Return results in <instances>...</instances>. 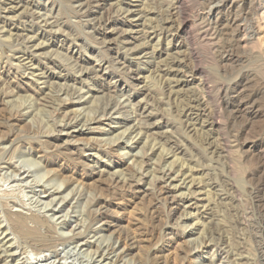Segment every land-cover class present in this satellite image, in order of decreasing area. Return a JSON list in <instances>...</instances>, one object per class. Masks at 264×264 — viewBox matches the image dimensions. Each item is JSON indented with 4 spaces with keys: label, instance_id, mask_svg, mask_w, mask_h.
I'll use <instances>...</instances> for the list:
<instances>
[{
    "label": "rangeland",
    "instance_id": "1",
    "mask_svg": "<svg viewBox=\"0 0 264 264\" xmlns=\"http://www.w3.org/2000/svg\"><path fill=\"white\" fill-rule=\"evenodd\" d=\"M0 136L79 185L8 180L41 264H264V0H0ZM17 241L0 264H36Z\"/></svg>",
    "mask_w": 264,
    "mask_h": 264
},
{
    "label": "bare ground",
    "instance_id": "2",
    "mask_svg": "<svg viewBox=\"0 0 264 264\" xmlns=\"http://www.w3.org/2000/svg\"><path fill=\"white\" fill-rule=\"evenodd\" d=\"M256 35V34H255ZM29 59V58H28ZM95 68V67H94ZM85 70V67H84ZM95 71V70H94ZM80 74H82L83 72V67L80 68ZM91 72V70H90ZM96 72V71H95ZM88 73V72H87ZM60 76V75H59ZM45 79V78H44ZM65 80V79H64ZM48 81V80H47ZM110 81V80H109ZM47 83V82H46ZM81 83V82H80ZM109 83V82H108ZM111 83V82H110ZM114 85V84H113ZM112 85V86H113ZM111 86V87H112ZM116 86V85H115ZM115 91V90H114ZM86 94H90V90L87 88L85 91ZM124 95V93H123ZM66 96V95H65ZM82 97V96H81ZM79 97L78 99L80 100ZM129 109L131 110V115L132 117H130V120H135V124L132 125L130 128L136 131L141 130V122H139L140 120V115H138L136 113V109L137 106H135L134 104L131 103L130 97L126 95L125 97V101H124ZM85 103V100L82 102L80 101V104ZM87 103V102H86ZM107 109V108H106ZM119 107L118 104L115 106L110 107V112L109 113H117L119 111ZM17 111V109L15 110V112ZM105 112L102 113V115H104L105 113L108 112V110H104ZM18 112V111H17ZM96 118L93 117L91 118V120H95ZM86 120V118H85ZM98 120V118H97ZM74 121V120H73ZM86 122V121H85ZM126 124L128 121H124ZM80 124V123H79ZM83 124V123H82ZM77 124H76V128H77ZM72 127V126H71ZM74 128V127H73ZM74 128V129H76ZM80 128V127H79ZM83 128V127H82ZM127 130V129H126ZM129 130V129H128ZM143 130V129H142ZM132 133V131H131ZM118 139V138H117ZM115 138L111 139V141L115 142ZM119 140V139H118ZM6 139H4V137L1 138L0 136V163L1 161H3L6 164V168L9 169L7 170L9 173L6 174V172L4 173V175L0 176L2 177V179L4 178L3 182H8L9 179H11L10 177H16L18 179V181L24 182L25 184H27L30 187H40V194H46L47 197H51V201L55 199H57V202L59 201V205H62L61 203L65 200L68 199V197L70 195H72V192L74 191V189H76L79 185L74 184L71 188V184L69 182V179L66 178L62 171V166L57 164L56 162H50V161H46L44 160L42 157L36 156L34 155V151L32 149V147H30L29 145H26L25 143H18L15 147H13V144H9L8 147H6L3 143H6ZM116 143V142H115ZM4 145V146H3ZM116 145V144H115ZM119 145V144H117ZM6 147V150H5ZM13 147V148H12ZM66 157V156H65ZM80 157V155H79ZM77 157L78 162L82 163L84 162L83 159L80 157ZM76 158V157H75ZM138 158L135 159V161ZM88 162V161H87ZM138 161H136L137 164ZM3 163V164H4ZM138 165V164H137ZM55 166V167H53ZM85 166V165H84ZM88 166V165H87ZM5 168V169H6ZM2 169V168H1ZM4 169V168H3ZM5 171V170H4ZM2 174V173H0ZM168 174V173H167ZM163 175V173H162ZM166 175V173H165ZM68 177V176H67ZM72 177V176H71ZM176 178V177H175ZM165 180V179H164ZM29 181V182H28ZM11 180L6 183V185H2L3 183L0 184V209L2 210V214L0 213V215H2L0 217V226H3V230L1 229L0 233L2 232L4 235H9L12 236V241L14 240H18L19 239L21 241L19 242H27V240H31L32 242L36 243L31 249V259L33 260V263L36 264H41V261H45V263L50 259V257H52L53 253L57 252V249H55L56 245H52L51 242H49L50 240L47 238V234L44 232H41V230L39 229L40 225H44L46 220L49 219L48 215H45L43 213L40 214V212H36V211H32L30 209H28V212H22L21 210L18 209H14L12 210L9 207V203L6 200L8 197H16V193L18 192L19 189H17L18 184H12L10 183ZM13 182V181H12ZM16 182V181H15ZM32 182V185L30 184ZM168 182V181H167ZM25 184H21L20 187L21 189L19 190L23 192V188L27 187ZM171 185V184H170ZM82 187V186H81ZM79 187V188H81ZM165 187V186H164ZM176 187V186H175ZM38 189V188H37ZM17 190V191H16ZM25 190V189H24ZM32 190V189H31ZM80 190V189H79ZM83 190V189H82ZM36 191V190H35ZM34 192V191H33ZM32 192V193H33ZM81 192V191H79ZM38 193V192H37ZM164 193L167 194V186L164 188ZM36 194V192H35ZM80 194V193H79ZM37 196V195H36ZM44 196V195H43ZM42 196V197H43ZM35 197V196H33ZM71 197V196H70ZM22 198V197H21ZM24 198V197H23ZM173 199V198H172ZM70 198L67 200L69 201ZM15 201V200H13ZM17 201V200H16ZM15 201V202H16ZM21 203L22 201L19 200ZM18 201V204H19ZM38 201V200H37ZM28 202V201H27ZM26 202V203H27ZM47 202V201H46ZM56 202V203H57ZM31 205V202H29ZM49 203V201H48ZM66 203V202H65ZM11 204V203H10ZM44 204V203H43ZM47 204V203H46ZM54 204V203H53ZM29 205V204H28ZM26 205L27 207H30ZM36 205V203H35ZM45 205V204H44ZM58 205V204H57ZM55 205V206H57ZM21 206V205H20ZM55 206L53 205L52 207ZM63 206V205H62ZM13 207V206H12ZM24 207V206H23ZM46 207H50V205H46ZM51 207V208H52ZM26 208V207H25ZM31 208V207H30ZM50 208V209H51ZM58 208V207H56ZM21 209V207H20ZM25 211V210H24ZM51 211V210H50ZM58 211V209H57ZM57 214V213H55ZM53 215V214H51ZM50 215V216H51ZM62 216V215H61ZM65 217V216H64ZM105 220V219H104ZM108 221V220H107ZM2 222H5V224L2 225ZM104 222V221H103ZM102 232V231H101ZM74 237V236H73ZM77 237V236H76ZM69 238V237H68ZM11 239V238H10ZM59 240V237L56 238ZM73 239V238H72ZM76 239V238H75ZM17 241V242H18ZM71 241V240H70ZM16 242V241H15ZM77 242V241H76ZM84 242V241H82ZM86 242V241H85ZM11 243V241H10ZM13 243V242H12ZM23 244V243H22ZM65 243H62V245H64ZM82 245V244H81ZM85 245V244H84ZM91 245V244H90ZM1 247L3 245H0ZM55 247L53 250H51L52 247ZM4 247V246H3ZM7 248V247H6ZM2 249V248H1ZM5 249V247H4ZM2 249V250H4ZM9 248H7L8 250ZM25 250V249H24ZM100 250V249H99ZM103 250V248H102ZM105 250V248H104ZM44 252H48V253H44ZM97 252V251H96ZM124 252V251H123ZM104 253V252H103ZM16 254V253H15ZM100 256H101V251H100ZM98 254V255H99ZM52 255V256H51ZM56 255V254H55ZM103 255V254H102ZM7 256V255H6ZM99 256V257H100ZM104 256V255H103ZM116 256V255H115ZM108 257V256H107ZM4 258V257H3ZM12 258V257H11ZM27 258V257H26ZM101 258V257H100ZM106 258V256H105ZM2 259V258H1ZM9 259V257H8ZM13 259V258H12ZM99 259V258H98ZM7 260V259H6ZM28 260V259H27ZM47 260V261H46ZM106 260V259H105ZM26 261V260H25ZM30 261V260H29ZM54 261V260H52ZM99 261V260H98ZM112 261V260H109ZM115 261V260H114ZM3 262V261H2ZM5 262V261H4ZM24 262V261H23ZM51 262V260H50ZM57 262V261H56ZM105 262V261H104ZM9 263V262H7ZM11 263V262H10ZM28 263V262H27ZM30 263V262H29ZM55 263L52 262V264ZM58 263V262H57ZM110 263V262H108ZM4 264V263H3ZM43 264V263H42Z\"/></svg>",
    "mask_w": 264,
    "mask_h": 264
}]
</instances>
